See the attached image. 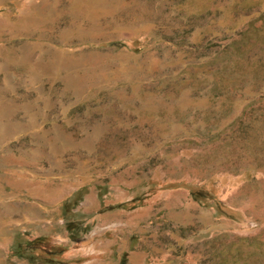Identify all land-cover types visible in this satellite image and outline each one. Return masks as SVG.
<instances>
[{"label":"rangeland","instance_id":"obj_1","mask_svg":"<svg viewBox=\"0 0 264 264\" xmlns=\"http://www.w3.org/2000/svg\"><path fill=\"white\" fill-rule=\"evenodd\" d=\"M21 233L264 264V0H0V264Z\"/></svg>","mask_w":264,"mask_h":264},{"label":"trees","instance_id":"obj_2","mask_svg":"<svg viewBox=\"0 0 264 264\" xmlns=\"http://www.w3.org/2000/svg\"><path fill=\"white\" fill-rule=\"evenodd\" d=\"M69 223L72 224V222ZM75 229L69 230L71 231ZM24 235L25 234L21 233L20 237H17L14 243L15 246L10 252L11 255H17L26 258V264H44V261L45 264H71L69 262H65V260L60 256L61 253L65 251V249L61 246V244L64 242L60 239L54 240L55 235L50 237L39 236L37 238L28 240L25 244H23V241L25 240ZM37 250H40L42 254L40 255V252H37ZM39 259H41V261Z\"/></svg>","mask_w":264,"mask_h":264},{"label":"crops","instance_id":"obj_3","mask_svg":"<svg viewBox=\"0 0 264 264\" xmlns=\"http://www.w3.org/2000/svg\"><path fill=\"white\" fill-rule=\"evenodd\" d=\"M91 250H95L94 252L96 253V249L95 248H91ZM119 251V250H118ZM123 251H125V250H123ZM95 259L94 258H92V259H90V260H88V263L90 262V264L94 261ZM87 263V262H86Z\"/></svg>","mask_w":264,"mask_h":264}]
</instances>
